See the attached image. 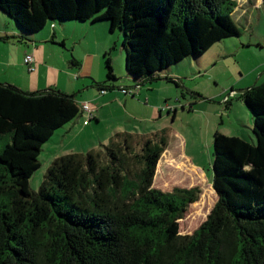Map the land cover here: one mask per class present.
Returning a JSON list of instances; mask_svg holds the SVG:
<instances>
[{"label": "trees", "instance_id": "16d2710c", "mask_svg": "<svg viewBox=\"0 0 264 264\" xmlns=\"http://www.w3.org/2000/svg\"><path fill=\"white\" fill-rule=\"evenodd\" d=\"M236 5L0 0V12L15 25L14 36L0 41L25 44L26 35L48 23L53 28V21H108L110 32L119 29L124 36L125 71L136 88L239 36L230 20ZM103 61L106 79L95 83L99 93L117 88L109 51ZM162 78L179 87L175 79ZM239 98L252 115L255 143L218 131L212 135L215 192L209 191L217 199L197 229L180 235L178 222L201 191L151 187L165 130L148 137L119 133L98 150L59 156L35 193L29 180L40 168L42 147L83 113L74 96L51 88L27 93L0 83V264H264V83Z\"/></svg>", "mask_w": 264, "mask_h": 264}, {"label": "rangeland", "instance_id": "374dc122", "mask_svg": "<svg viewBox=\"0 0 264 264\" xmlns=\"http://www.w3.org/2000/svg\"><path fill=\"white\" fill-rule=\"evenodd\" d=\"M236 3L230 20L240 30L239 36L222 40L209 48L200 58L190 57L179 61L163 71L160 80L151 84L147 82L136 89H132L133 82L125 71V49L122 46L124 36L119 29L110 32L108 21L95 23L53 21V28L48 23L42 31L26 35L29 42L25 44L15 42L18 40L9 42L13 46L24 47L26 55L31 56V59L36 53L41 62L39 64L53 66V69L58 71V77L54 75V80L58 84L50 87L52 90L62 89L61 93L74 96L76 102L88 100L89 105L92 94L98 95L95 83H102L106 79L103 60L105 53L109 51L113 75L117 78L116 87L125 86L129 92L124 96L123 92L115 88L108 93L118 100L119 97L131 99L133 107L123 108L122 112L108 110L101 123L98 124L93 119L90 120L88 127L97 129L99 138L103 136L107 138L120 128L125 130L126 126H129L128 121L131 120L140 122V129L151 124L170 127L180 133L185 144L183 149L191 154L192 161L202 167L206 179L211 181L214 160L212 135L218 131L226 136H237L254 144L252 115L237 95L247 88L264 83V7H257L252 1V4L247 3V0H236ZM0 26L6 28L5 31L8 32L15 27L14 22L2 12H0ZM52 31L55 34L53 39H51ZM62 41L64 43L60 45ZM72 60L77 61L80 66H72L70 64ZM165 75L178 79L175 80L180 85L182 83V87L165 81L162 78ZM48 77L50 78V74H47V82ZM41 86L39 88H42ZM187 88L196 90L197 95H191ZM231 88L237 93L232 98L228 96ZM158 89H164L162 95L167 96L168 102H172L171 113L167 114L163 108L164 111L160 115L158 107H155L154 104L161 103L160 107L165 104L163 96L160 97L156 93ZM134 91H137L136 94L131 96L130 92ZM138 93L142 95V99L139 98ZM146 96L150 102H147ZM224 96L230 100V105H225ZM201 98L205 100L201 101ZM194 100L198 103L193 104ZM190 106L192 110L189 109ZM174 108L175 119L172 114ZM81 116H77L74 120L81 119ZM60 132L56 131L42 147L38 159L40 168L29 180V188L32 192L36 193L40 188L52 159L64 154L69 155V150L72 148L71 153L78 152L84 155L89 152L91 144L73 136L65 140ZM107 144L108 141L102 145L97 143L95 149L98 150ZM196 187L201 192L195 204L192 203L187 207L180 219L181 222H178L180 235L191 234L197 229L216 202V196L212 195L202 200L203 187L199 185ZM199 203L200 207H196ZM191 219L193 225L188 226V221Z\"/></svg>", "mask_w": 264, "mask_h": 264}, {"label": "crops", "instance_id": "0c3cea01", "mask_svg": "<svg viewBox=\"0 0 264 264\" xmlns=\"http://www.w3.org/2000/svg\"><path fill=\"white\" fill-rule=\"evenodd\" d=\"M251 1L252 3L256 4L255 6L257 7L263 6L261 0H247V3L252 4ZM11 29H10L11 32L10 31L8 32V31H5L6 28H1L0 26V37L1 38H4L5 36L13 37L15 34V29L13 28ZM52 33L54 34L53 31ZM54 37H55V34H54ZM26 56H29V55H26V51L24 47L13 46V44H10L9 41H5V40L0 41V83L9 84L10 86H14L20 90H23V92H27V93H31L35 91L37 92L44 91L58 84V83L56 84L54 80V75L58 77V73H57L58 71L56 69L54 70L53 66L39 64L41 62H39L37 58L38 55L35 53V57L32 58L33 60L30 64L31 67L33 68V71H28L27 66H25L23 62V59ZM62 72H64V70ZM47 74H50V78L52 79V81L48 77V82H47ZM169 78L176 79L174 77H169ZM40 85H42L41 86L42 88H39ZM181 85L179 84V86ZM125 88L127 89V87ZM134 88L135 87L132 86V89ZM56 90L60 92L62 89L57 88ZM163 90L164 89H158L156 93L157 95H160V97L163 96L165 100V104H162L161 107H160L161 103L154 104L155 107H158L157 109L159 110L160 115L162 114V111L164 110L167 111V114L171 113L170 110L172 107L171 105L172 102H168L169 100L168 98H166L167 96L162 95L161 92ZM137 91L130 92V95L134 96ZM187 91L191 93V95L192 94L194 96L197 95V92H195L196 90H190L187 88ZM128 92L129 91L127 89V93ZM235 92H236L235 89L231 88L230 92L228 93V96H230V98L235 97L237 95V93ZM127 93L124 94V96L128 95ZM241 93L239 92V94L237 95L238 98ZM137 95L139 96L140 99H142L141 94L138 93ZM119 98L120 100L115 99L114 96L110 95V93L106 91L104 93L98 92V95L93 93L91 98H89L90 105L87 103L88 100H84V102H81V101L80 102L82 104L87 103L89 105V107L92 109V112H93L92 118L95 120L96 123L99 124L101 123V121H103L102 119L105 116L106 111L109 110L112 112H119L118 110H120L122 112L123 108L127 109L128 106L133 107V104H131L132 102L130 101L131 99L127 97H124L123 99L121 97ZM198 98L200 101V97ZM203 100L205 99L201 98V101ZM80 102H76V103L79 104ZM147 102H150L149 98ZM223 102L225 103V105L227 104L230 105V100L226 96H224ZM195 103H198V102L194 100L193 104ZM138 104L140 105V103ZM189 109L192 110L191 106ZM172 112H173L172 113L173 119H175V113H176L175 108ZM81 117L82 118L79 120H73L71 123H69L68 125H66L63 129L59 131H61L60 132L62 133L61 136L62 137L64 136L65 140L73 136L75 138H80V140L83 139L87 144H91L89 146L90 147L89 151L91 150L95 151L96 150L95 146H97V143L99 145H102V143H106V141H108V144H109L110 140L113 138L115 134L127 133V134H138V136L148 137L151 133L153 134L161 130H165L166 131L165 148H163L160 154V157L158 159V162H156L155 173H154V176L152 177L151 187L167 193V192L172 191L175 187L189 189L192 187L197 188L196 186L199 185L203 187L204 194H206L207 196L212 195L210 194L211 192L209 191V189L214 191L211 186V181L206 179L207 176H205L204 172L202 171L201 169L202 167L199 165H196L195 162L192 161L193 157L191 156V154L185 152V150L183 149L185 144H184V141L180 133L173 131L170 127L167 128V126H159V125L154 126L153 124H151L145 127L144 129H140L139 125L141 123L138 121L131 120V121H128L129 126H126L125 130L120 128V129H117V131H115L114 133L108 135L107 138L106 136L99 138L97 137L98 130L97 129L94 130L88 127L90 121L88 122L87 125H83V122L85 120L84 117H86V115L82 114ZM153 123H154V120H153ZM69 151H70V154H74V153H71V151H73V148L70 149ZM53 160L54 159H52V161Z\"/></svg>", "mask_w": 264, "mask_h": 264}, {"label": "built area", "instance_id": "2783aa9c", "mask_svg": "<svg viewBox=\"0 0 264 264\" xmlns=\"http://www.w3.org/2000/svg\"><path fill=\"white\" fill-rule=\"evenodd\" d=\"M23 62H24V65L27 66L28 68V71H33V68L31 67V62H32V59H31V56H26L24 57L23 59ZM121 92H123L124 94L127 93V91L125 89H122ZM103 93V92H102ZM79 109L80 111L84 114H86V119L85 121L83 122V125H87L90 118L93 117V112H92V109L89 107V105L87 103H83V104H79Z\"/></svg>", "mask_w": 264, "mask_h": 264}, {"label": "water", "instance_id": "95a60500", "mask_svg": "<svg viewBox=\"0 0 264 264\" xmlns=\"http://www.w3.org/2000/svg\"><path fill=\"white\" fill-rule=\"evenodd\" d=\"M136 88H138V87H136Z\"/></svg>", "mask_w": 264, "mask_h": 264}]
</instances>
